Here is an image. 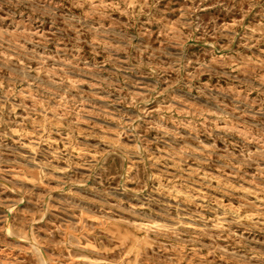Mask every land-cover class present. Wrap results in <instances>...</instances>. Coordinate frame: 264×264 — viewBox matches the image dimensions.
Listing matches in <instances>:
<instances>
[{
    "label": "rangeland",
    "instance_id": "obj_1",
    "mask_svg": "<svg viewBox=\"0 0 264 264\" xmlns=\"http://www.w3.org/2000/svg\"><path fill=\"white\" fill-rule=\"evenodd\" d=\"M70 262L264 264V0H0V264Z\"/></svg>",
    "mask_w": 264,
    "mask_h": 264
},
{
    "label": "bare ground",
    "instance_id": "obj_2",
    "mask_svg": "<svg viewBox=\"0 0 264 264\" xmlns=\"http://www.w3.org/2000/svg\"><path fill=\"white\" fill-rule=\"evenodd\" d=\"M146 223H144L143 224V226L142 225H140L139 226V228H141L143 231L142 232H145V230L147 229L144 225H145ZM153 224H150L149 226H152ZM69 264H72L71 262L69 263Z\"/></svg>",
    "mask_w": 264,
    "mask_h": 264
}]
</instances>
